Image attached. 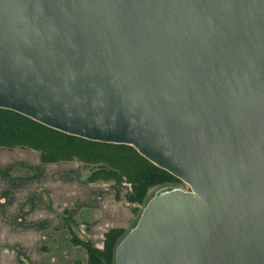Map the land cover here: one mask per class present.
Here are the masks:
<instances>
[{"label":"water","instance_id":"obj_1","mask_svg":"<svg viewBox=\"0 0 264 264\" xmlns=\"http://www.w3.org/2000/svg\"><path fill=\"white\" fill-rule=\"evenodd\" d=\"M0 108L188 185L115 264H264V0H0Z\"/></svg>","mask_w":264,"mask_h":264},{"label":"crops","instance_id":"obj_2","mask_svg":"<svg viewBox=\"0 0 264 264\" xmlns=\"http://www.w3.org/2000/svg\"><path fill=\"white\" fill-rule=\"evenodd\" d=\"M70 162L60 161L55 164L66 163L67 165ZM15 164L23 167L25 173H22V178H14L9 174ZM49 164L53 163H42L35 151L0 147V244L7 247L29 245L28 240L31 239L34 244L41 247L39 250L42 253L34 258L30 254L31 249L27 250L26 247L22 250L26 260L31 259V255L36 264H76L78 260H80V264H86V252L82 247L70 242L68 228L82 235L96 248H101L103 234L107 230L100 235L98 223L104 218L105 212L99 203H103L105 193L95 189L94 193L90 194V199L97 204L96 207L101 213V219L85 226L87 229L85 231V227L79 229L75 222L78 212L76 210L78 203L75 197L71 195V192L66 193L67 195L54 197L57 192L47 187L45 178L62 180L63 182L56 183L55 187L59 188L64 183L70 190L74 186L78 187L79 183L92 186L106 184L110 187V185L102 182H88V173L84 180L79 179L81 173L79 174L73 166L65 167V170H61L60 173L54 172L46 175L45 168ZM24 168L30 169L32 173L30 174ZM55 176L58 178L56 179ZM110 189L114 192L111 187ZM55 200L58 203L63 202V208L60 207L62 210L64 209L63 212H56L55 207L58 203ZM65 200L66 203H64ZM62 213H65V216ZM85 222L88 223V221ZM46 230L51 232V239L44 235ZM17 253L19 254V252Z\"/></svg>","mask_w":264,"mask_h":264},{"label":"trees","instance_id":"obj_3","mask_svg":"<svg viewBox=\"0 0 264 264\" xmlns=\"http://www.w3.org/2000/svg\"><path fill=\"white\" fill-rule=\"evenodd\" d=\"M0 147L20 148L38 153L42 163L76 161L87 170L88 182L110 184L115 199L142 204L154 186H169L179 179L142 157L132 146L109 144L68 135L42 125L19 113L0 108ZM130 184L124 189L122 183ZM138 212L137 207L132 208ZM70 232V242L86 252V264H115L114 254L125 229L112 227L103 234L101 248L82 235Z\"/></svg>","mask_w":264,"mask_h":264},{"label":"rangeland","instance_id":"obj_4","mask_svg":"<svg viewBox=\"0 0 264 264\" xmlns=\"http://www.w3.org/2000/svg\"><path fill=\"white\" fill-rule=\"evenodd\" d=\"M15 149H19V148H15ZM67 166H73V168H76L78 170L79 174L81 173L79 179L84 180L86 178L87 170L82 169L83 166L80 165L76 161H71L70 163H67V165H66V163L49 164L45 168L46 169V175L52 174L54 172L60 173L61 170H65V167H67ZM24 169L26 171H28L30 174L32 173L30 169H26V168H24ZM22 173H25V171H23V167H21V165H19V164H15L12 167V169H10V171H9V174L12 175L14 178H22L23 177ZM57 176L60 177L59 175H57ZM57 176H55L56 179L58 178ZM45 180H46L47 187L52 188V190L57 192L55 195L53 194L54 197L56 195L57 196L67 195L70 192H71V195L73 197H75L76 202L78 203V207L76 208V210H78V212L76 213L77 221H75V222H76V224H78L79 229L80 228L83 229V227L89 226L91 222H94V221L101 219V213L99 212V210L96 207L97 204L94 203L90 199V194L94 193L95 189L96 190L98 189L101 192L105 193L104 199L102 201L103 203H101V204L99 203V205L103 207V211L105 212L104 218H102L98 223V227H100L99 228L100 229L99 230L100 235L104 231H106L112 227H121V228L125 229V231L127 233L129 230H131L136 225L142 209L147 204V202L152 198V196L155 194V192L157 190H159L160 188L167 187V186H162V187L161 186H154V187L150 188L147 192V195H146L143 203L139 204V205H134V204H129V203L125 202L123 199L116 200L115 199V193L113 191H110L111 190L110 187L107 186L106 184H104L102 186L101 185L100 186H92V185H86V184L79 183L78 187L74 186L70 190V188H66L64 183L62 185H60L59 188L55 187L56 183L59 184L62 180H59V179L53 180V179H50L49 177H46ZM99 184H101V183H99ZM126 184H129V183H127V182L122 183V187L124 189H128ZM108 185H110V184H108ZM168 185L172 186V187H180L182 189L189 190L188 185L185 184L184 182H182L181 180L178 183H173V184H168ZM55 199H57V198H55ZM55 202L58 203L57 200H55ZM64 203H66V200L64 201ZM62 204H63V202L56 204L57 207H55V209H56L57 213L63 212L64 209L63 210L61 209V208H63ZM133 207L138 208L137 213L132 212ZM62 215L65 216V213H62ZM85 221H88V223H86ZM85 231H87L86 227H85ZM44 235L47 236L49 239H51V237H52L51 232L48 230L44 231ZM30 237H31V234H30ZM101 240L102 239L100 238V241ZM28 241H29V245H21V246L15 245L12 247L2 246L0 244V264H36L32 260V258L33 257L35 258L38 254L42 253L39 250V248H41V247L34 244V242H32L31 239ZM26 247H27V250L29 248L31 249L30 254H32V256H33L32 257L30 255L31 259H29V260H26L24 255L22 254V250L25 249ZM17 252H19V254ZM76 264H80V260H78V263H76Z\"/></svg>","mask_w":264,"mask_h":264},{"label":"built area","instance_id":"obj_5","mask_svg":"<svg viewBox=\"0 0 264 264\" xmlns=\"http://www.w3.org/2000/svg\"><path fill=\"white\" fill-rule=\"evenodd\" d=\"M126 186L128 187V189H130V184H126Z\"/></svg>","mask_w":264,"mask_h":264}]
</instances>
